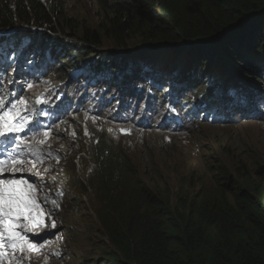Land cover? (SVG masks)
<instances>
[{"label": "rangeland", "instance_id": "rangeland-1", "mask_svg": "<svg viewBox=\"0 0 264 264\" xmlns=\"http://www.w3.org/2000/svg\"><path fill=\"white\" fill-rule=\"evenodd\" d=\"M113 1L40 0L54 13L55 24L52 28H58L57 32L42 25V22L30 23L26 26V30H23L13 16L7 15L13 21L12 31H16L15 33L23 31L34 35L36 39L45 34L56 41L60 50L65 52L72 62L84 65L83 62L91 63L92 58L101 59L103 53L119 49L134 50L143 44V39L149 35V32L140 27L130 34L123 33L121 44H117L105 34L102 36L105 31L111 33ZM157 1L162 4L163 7L160 6L162 9L172 8L180 17L189 18L190 14L198 11L201 14L204 10L203 6H199L200 0ZM5 2L6 0H0V16L5 14L1 11ZM20 2L24 3L23 0ZM21 10H24L23 6ZM215 14L214 12L213 16ZM120 20L118 26H121ZM201 23H205V20L202 19ZM161 27L153 24L152 30L158 31L162 29ZM85 33H96L102 38L101 45L94 47L86 43L83 39ZM10 57L13 59L15 53ZM119 57L107 55L105 60L111 61L103 62V66L110 68L118 66L132 76L145 74L154 78L166 77L167 82H171V77L174 76L171 74L172 71H165L171 66V61L175 57L173 52L154 60L141 56H136L135 59ZM182 61L186 66L212 65L215 68L212 74H205L200 82H196L199 74L194 77V82L201 90L208 89L212 92L225 90L227 87L220 82L223 73L229 71L234 76L235 69L239 73L242 72L230 61L232 66L220 64L218 59H206L201 62L185 59ZM127 65H130V71L126 69ZM261 71L262 75H258L259 78L252 77V85L258 91L264 90L262 81L264 68ZM212 76L214 77L211 82L206 85L208 78ZM64 79H68V73ZM181 81L183 80L180 76H175L174 83ZM214 83H218V87L210 88ZM239 87L240 85H236L235 92L238 93ZM226 93L228 95V92ZM198 94L195 99L198 98ZM77 113L75 112L73 117L62 126L55 128L53 132L45 129L42 139L35 137L28 140L29 150L33 154L23 160L24 170L35 174L33 179L27 181L33 183L38 179L41 191H54L59 187L65 194L55 217L56 227L47 230L48 233L54 234L55 249L60 255L59 259L50 264H111V254L115 249L105 235L100 213L97 211L99 206L97 192L100 188L95 161L97 139L103 138L117 153L128 159V167L135 170L128 185L136 195L150 194L156 200L170 201V206L173 205V201L180 199L188 204L192 203L195 207H213L214 211H217L222 204L225 205L223 208H228L233 204L232 196L236 193L234 188L236 185L242 186L245 176L264 173V122L258 123L252 120L246 122V120L242 121L245 118H241L234 122H226L224 126H201L195 128L189 135L177 136L165 130L135 132L129 125L106 123L98 118L97 113H93L96 117L83 115L76 117ZM48 140L53 149L45 147V141ZM55 158H60L62 161L56 164L52 161ZM29 161H33V164L25 169V164ZM214 168H222V170L218 174L212 171ZM10 170L5 168L7 172ZM41 174L47 175L48 179H43ZM9 178L19 179L25 176L0 177L1 180ZM229 178H232V182ZM41 183L43 186L40 185ZM208 233L212 234L213 230ZM34 264H41V261Z\"/></svg>", "mask_w": 264, "mask_h": 264}, {"label": "trees", "instance_id": "trees-1", "mask_svg": "<svg viewBox=\"0 0 264 264\" xmlns=\"http://www.w3.org/2000/svg\"><path fill=\"white\" fill-rule=\"evenodd\" d=\"M23 2L6 0L4 10L1 8L5 13L0 16L1 32L26 35L23 31H12L13 21L7 14L23 30L30 23L42 22L51 30L59 31L52 28L54 13L40 0ZM113 5L111 33L105 31L102 36L105 34L121 44L123 33L130 34L142 27L149 32L143 39L145 45H181L167 50L161 46L149 47L139 54L154 60L173 52L176 56L168 68L172 67V74L188 83L193 82L195 69L186 66L182 59L191 62L218 59L220 64L228 66L232 62L242 72L235 69L234 76L229 71L223 73L220 82L229 83L228 86L235 85L234 82H251L253 76L257 78L262 73L264 0H200L199 6L204 10L201 14L199 11L190 14L189 18L180 17L172 8L162 9L157 0H114ZM202 19L205 23H201ZM119 20L121 26L117 25ZM240 23L225 37L209 39ZM153 24L162 29L153 31ZM39 39L51 41L45 34ZM83 39L94 47L102 43L96 33H85ZM193 43L195 46L188 48ZM103 54L100 60L92 58L90 64L100 69L103 62L111 61L105 60L109 53ZM212 78H208L206 85ZM95 161L100 183L97 211L105 235L117 251L111 264H264V173L245 176L242 186L234 188L233 204L228 208L222 204L214 211L213 207H195L180 199L170 206V201L156 200L150 194L136 195L128 185L135 170L128 167L126 157L103 140L96 146ZM221 170L212 169L218 174ZM210 230L216 233L209 234Z\"/></svg>", "mask_w": 264, "mask_h": 264}, {"label": "clouds", "instance_id": "clouds-1", "mask_svg": "<svg viewBox=\"0 0 264 264\" xmlns=\"http://www.w3.org/2000/svg\"><path fill=\"white\" fill-rule=\"evenodd\" d=\"M242 23L229 26L227 28L228 32L223 37H225L227 34H229L235 28H238ZM220 35L221 34L216 35L213 38H209V39L212 40V41H215V40L223 38V37L219 38ZM195 43H193V45H188V48L191 47V46H195ZM38 45H40V44H36L35 46H38ZM170 46L168 47V49L179 47L181 45H179V44H176V45L170 44ZM138 47H142V49H140V51H138L137 53H134V54L114 53L116 51L109 52V54L110 55H118V57L123 55L125 58L132 57V58H129V59H135L136 56L139 57L140 54H141L140 52L146 50V48L158 47V44H153V45L141 44ZM126 50H128V49H119L117 52L126 51ZM66 60L68 62V64L66 66H69V65L73 64V62L71 61L70 57L69 58L66 57ZM103 65L104 64L102 63V66H100V69H97L94 66H92L93 67V72L95 73V80L96 81H98V76L104 73L103 69H107L106 71H110V70L114 69V70H117V75L120 74V69L121 68H116L118 66H113L112 68H110V67H104ZM66 66H59L58 68L52 66V67H47V69L55 68V69H59L61 71H67ZM138 67L141 68L140 66H138ZM127 68H128V71H129L130 65H127L126 69ZM171 69H172V67H171ZM171 69L167 68L165 71H172ZM194 69H195V67H194ZM51 70H54V69H51ZM121 70L124 71V69H121ZM171 74H172V72H171ZM175 74H172V75H174L173 78H175V76H178V75H175ZM114 75L115 74H113L112 76H109V75L107 76L108 78H111L112 84L114 82L117 83V79H118V84L119 85H123L121 77L118 78L116 75L114 77ZM129 75L132 76V74H127L126 75L128 78H127V81H125V84H127V85L130 83L129 80L131 79V77ZM139 75L145 76V74H139ZM192 75H193V77H195V73L192 74ZM261 75H262V73H261ZM157 77L158 76H156L154 78V77L149 75V76H146V80L148 82H150V81L154 82ZM257 78H259L258 75H257ZM163 79H166V77H163ZM181 79L183 81H181V85H180L179 90L181 89L183 91H188L191 82L188 83L183 77H181ZM193 81H194V78H193ZM262 81L264 82V80H262ZM234 84L235 85H232L231 93L228 92L229 91V86H228L229 83L228 84H222V85L227 87V88H225V90H218V91H214L213 90V92L212 91L211 92L212 93H214V92L215 93H219L220 91H226V89H227V92L229 93V96L226 98V101L229 100L230 98H232L233 96H235L234 99L237 98L238 95L242 96L243 92L240 93V89L241 88L243 89L244 93H246L247 95H249V94L254 95L252 93L257 92L259 95L257 96L258 98H256L255 100L260 99V96L264 95V90H261V91L255 90L256 87L254 85H252L253 84L252 81L251 82H234ZM236 85H240L238 93L235 92V91H237V89H234V87H236ZM252 86H253V88H251ZM117 87L118 86L114 87V90L115 89L117 90ZM197 87H198V85L195 88H197ZM216 87H218V86H216ZM263 87H264V85H263ZM210 88H215V87H213L211 85ZM257 88H259V87H257ZM177 90H178V88H177ZM206 91H210V90L207 89ZM119 92L120 91H118V93ZM243 98L245 99V97H242V99ZM234 99L228 104H225V102L222 103V105H220L218 109H215L216 106H215L214 98H211L209 96V98L203 103L202 112H200V114H204L205 117L209 118L210 120H212L214 122L216 121L215 112H218L219 115L222 114V116H224V117L230 116L231 119H232L237 114V110L234 109V106H238L239 107V104H240L237 100L234 101ZM261 101H262V103H260L258 101H252V100L247 101L246 105H243V110L245 108H248V107H254V108H256V110L258 109L257 110L258 114L261 115V113L264 111V109H263V107H264V97L263 96H261ZM232 102H234V103H232ZM249 112H251V110H249ZM249 112H245V113L241 114L240 118L237 115L232 121L234 122V121H237V120H239L241 118H245L242 121H244V120L247 121L249 119L248 116H247L249 114ZM227 122H228V119H227ZM152 124L153 123L150 122V125H152ZM212 126H216V125H214V123H213ZM132 129L135 132L139 131L138 127H132ZM146 132H148V131H146ZM192 132L193 131H191L190 134ZM102 140L105 141L103 138L97 139L96 140V146L99 143H101ZM45 147L48 148V149H53L50 140L45 141ZM111 147H113V146H111ZM52 161L57 164V163L61 162L62 159L55 158ZM32 164H33V161L27 162L25 164V169L29 168ZM96 170H97V166H96ZM8 175H11L10 172L5 171V174L0 175V177L1 176H8ZM15 175H24L25 178H19L21 180L33 179L34 176H35V174H32L31 172H28L27 170L25 171L24 168L22 169L21 172H17ZM40 176L43 179H48L47 175L41 174ZM9 179H14V178H9ZM29 183H31V182H29ZM31 184L37 189V191H36V200H37L38 210H39V213L43 215V217H44L43 220L47 221V226L34 227L33 230L28 231V230H25V226L27 225L29 228H33V225L29 221H26V220L19 221L18 231H20L22 233V235L24 236L26 241L30 242L31 244L36 245L37 247L34 248V249L33 248H26L24 252L16 251L14 254L11 252V250H9L6 253V255L4 256L3 260L0 261V264H17V258L21 259L22 264H34L37 261H41V264H50L52 261L60 258V255H59L58 251L55 249L56 240L53 239L54 234L53 233H48L47 230L52 228L51 227V223H52V221H55L56 214H57V212H58V210L60 208L61 199H62V197H64L65 194L62 191V189L59 188V187H57V188L54 187L55 188L54 191H52V190H48V191L42 190L41 191V188H39V186H38V179H36L35 182H33ZM40 185L43 186V183H41ZM53 201H55V203H53ZM33 215H36L35 211L33 212ZM205 235H206V233H205ZM4 243H5V245H7V240L6 239H5ZM113 254H117L116 249H115V252H113ZM113 254H111V257H112L111 260L114 259V255Z\"/></svg>", "mask_w": 264, "mask_h": 264}, {"label": "snow or ice", "instance_id": "snow-or-ice-1", "mask_svg": "<svg viewBox=\"0 0 264 264\" xmlns=\"http://www.w3.org/2000/svg\"><path fill=\"white\" fill-rule=\"evenodd\" d=\"M23 130L24 125L22 123H14L11 110L0 115V137H14V140H9L10 143L19 141L20 137L14 134ZM45 135H47V132ZM7 157V160L0 161V175L5 174L4 165L9 162L15 165L11 170V175L22 171L24 161L19 160L18 156L12 152H8ZM36 191L37 189L27 180H0V261L3 260L9 250L14 254L16 251L24 252L26 248L34 249L37 247L26 241L22 233L18 231L19 221L21 220L29 221L33 225V228L25 226V230L28 231L33 230L34 227L47 226V221L40 219ZM34 211L36 215H33ZM51 227H56L55 221H52ZM5 239L7 245L4 243ZM17 264H22L20 258H17Z\"/></svg>", "mask_w": 264, "mask_h": 264}, {"label": "bare ground", "instance_id": "bare-ground-1", "mask_svg": "<svg viewBox=\"0 0 264 264\" xmlns=\"http://www.w3.org/2000/svg\"><path fill=\"white\" fill-rule=\"evenodd\" d=\"M176 56V55H175ZM178 57V56H177ZM205 60V59H204ZM204 60H197V61H199V62H201V61H204ZM261 66H264V65H261ZM262 68H264V67H262ZM215 71V68L212 66V65H207V66H195V76L197 77L198 76V74H199V76H198V79L196 80V82H200L201 81V79H203V77L205 76V74H212L213 72ZM113 75V74H112ZM114 77H115V75H114ZM157 79V78H156ZM196 82H191L190 83V87H189V89H188V91H187V93H189V91L190 90H194V86H197V83ZM117 83H118V79H117ZM95 86V85H94ZM251 88H253V86L251 87ZM244 93V91H243V89L241 88L240 89V93ZM200 93V92H199ZM242 93V96H237V98H230L229 100H225L227 97H228V95H229V93H228V95H223L222 97H224V100L225 101H223V102H225V104H228V103H230L233 99H234V101L235 100H237L239 103H246L248 100V95L246 94V93H244L243 94ZM200 95V94H199ZM241 95V94H240ZM235 97V96H234ZM242 97H245V99H242ZM196 98V96L194 97V98H192V100H194ZM84 100H86V99H84ZM80 102V101H79ZM84 103V101L82 100V98H81V103ZM86 103V102H85ZM232 103H234V102H232ZM84 105V104H83ZM75 107V103L74 104H72V105H70V107H69V110H67L66 112H63V115H66L69 111H71L73 108ZM217 111V110H216ZM264 113V111L261 113V115ZM251 114H255L254 112H251ZM250 114V115H251ZM238 115V113L231 119V121L236 117ZM250 115H248V116H250ZM255 115H257V114H255ZM230 121V122H231ZM246 122H251V121H246ZM246 124V123H245ZM40 219L41 220H43L44 219V217H43V215L42 214H40Z\"/></svg>", "mask_w": 264, "mask_h": 264}, {"label": "water", "instance_id": "water-1", "mask_svg": "<svg viewBox=\"0 0 264 264\" xmlns=\"http://www.w3.org/2000/svg\"><path fill=\"white\" fill-rule=\"evenodd\" d=\"M228 32V30L226 29L220 36L219 38L223 37L226 33ZM164 48H168L170 46V44H163V45H158ZM171 47V46H170ZM193 48V47H191ZM140 49H142V47H136L134 50H126V51H119V52H114V53H124V54H134L137 53L138 51H140Z\"/></svg>", "mask_w": 264, "mask_h": 264}, {"label": "flooded vegetation", "instance_id": "flooded-vegetation-1", "mask_svg": "<svg viewBox=\"0 0 264 264\" xmlns=\"http://www.w3.org/2000/svg\"><path fill=\"white\" fill-rule=\"evenodd\" d=\"M214 233H216V231Z\"/></svg>", "mask_w": 264, "mask_h": 264}]
</instances>
